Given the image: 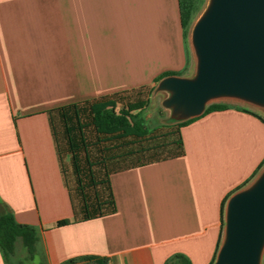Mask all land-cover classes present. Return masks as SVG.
Returning <instances> with one entry per match:
<instances>
[{
  "label": "crops",
  "instance_id": "obj_1",
  "mask_svg": "<svg viewBox=\"0 0 264 264\" xmlns=\"http://www.w3.org/2000/svg\"><path fill=\"white\" fill-rule=\"evenodd\" d=\"M187 43L178 0H0V215L36 230L27 263H211L224 200L264 169V122L238 105L182 127V156L111 174L115 213L54 227L72 208L46 111L191 77Z\"/></svg>",
  "mask_w": 264,
  "mask_h": 264
},
{
  "label": "trees",
  "instance_id": "obj_2",
  "mask_svg": "<svg viewBox=\"0 0 264 264\" xmlns=\"http://www.w3.org/2000/svg\"><path fill=\"white\" fill-rule=\"evenodd\" d=\"M179 17L184 38H187L195 12L194 0H178ZM167 72L156 78L152 85L114 92L108 95L74 102L46 111L60 172L68 190L72 217L59 220L54 227L88 221L111 215L116 205L109 177L111 174L182 156L183 142L180 129L194 119L212 111L225 110L226 103H211L203 113L184 121L171 119L167 125L148 128L141 113L148 107L157 83ZM242 111L264 120L256 113ZM221 211V231L223 213ZM20 241L27 260L37 251L36 230L18 224L10 213L0 215V252L6 264H12L16 242ZM216 252L210 264H213ZM176 264H189L183 256H175ZM64 264H106L100 257H82Z\"/></svg>",
  "mask_w": 264,
  "mask_h": 264
},
{
  "label": "water",
  "instance_id": "obj_3",
  "mask_svg": "<svg viewBox=\"0 0 264 264\" xmlns=\"http://www.w3.org/2000/svg\"><path fill=\"white\" fill-rule=\"evenodd\" d=\"M191 77L167 76L156 92L170 118L200 116L207 105L240 101L264 109V0H208L190 30ZM223 232L213 264H262L264 169L226 201Z\"/></svg>",
  "mask_w": 264,
  "mask_h": 264
},
{
  "label": "rangeland",
  "instance_id": "obj_4",
  "mask_svg": "<svg viewBox=\"0 0 264 264\" xmlns=\"http://www.w3.org/2000/svg\"><path fill=\"white\" fill-rule=\"evenodd\" d=\"M195 1V12L192 18V22L189 28L188 36H187V48L191 60V67L192 65L195 66V57L194 53L192 50V47L190 45V30L193 25V23L199 18V16L202 14L204 11L208 0H194ZM193 75L194 72H191ZM167 97V93L165 92H156L154 91L151 96H150V103L148 107L141 113L142 120L144 121L145 125L148 128L152 127H158L162 125H167L170 123L171 118H170V112L169 110L165 109L162 107L161 102L163 99ZM213 103H226V104H232V105H238L242 106L244 108H248L250 110L256 111L260 113L261 115L264 116V109L258 108L240 101H235V100H221ZM27 254L25 249L22 247L20 241L16 242L15 245V255L12 260V264H31L27 263Z\"/></svg>",
  "mask_w": 264,
  "mask_h": 264
}]
</instances>
